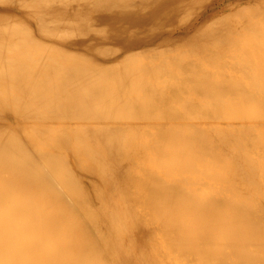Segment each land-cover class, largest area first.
Listing matches in <instances>:
<instances>
[{
    "label": "bare ground",
    "instance_id": "obj_1",
    "mask_svg": "<svg viewBox=\"0 0 264 264\" xmlns=\"http://www.w3.org/2000/svg\"><path fill=\"white\" fill-rule=\"evenodd\" d=\"M0 264H264V0H0Z\"/></svg>",
    "mask_w": 264,
    "mask_h": 264
}]
</instances>
